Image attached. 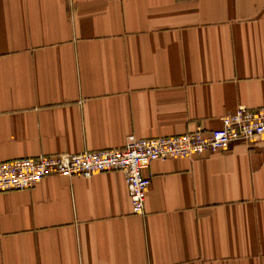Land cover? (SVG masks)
<instances>
[{
  "label": "crops",
  "instance_id": "1",
  "mask_svg": "<svg viewBox=\"0 0 264 264\" xmlns=\"http://www.w3.org/2000/svg\"><path fill=\"white\" fill-rule=\"evenodd\" d=\"M264 107V0H0V161L221 126ZM0 193V264H264V134Z\"/></svg>",
  "mask_w": 264,
  "mask_h": 264
},
{
  "label": "built area",
  "instance_id": "2",
  "mask_svg": "<svg viewBox=\"0 0 264 264\" xmlns=\"http://www.w3.org/2000/svg\"><path fill=\"white\" fill-rule=\"evenodd\" d=\"M264 134V107H238L221 117V126L197 127L179 135L137 137L129 134L121 147L79 153H46L0 161V193L33 187L49 175L90 177L120 171L125 179L131 210L143 212L150 177V163L168 157H193L227 149L234 141H248Z\"/></svg>",
  "mask_w": 264,
  "mask_h": 264
}]
</instances>
